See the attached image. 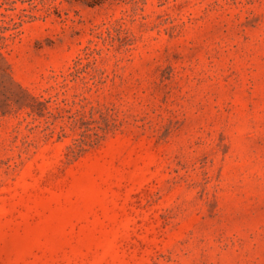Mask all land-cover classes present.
<instances>
[{
    "label": "rangeland",
    "instance_id": "obj_1",
    "mask_svg": "<svg viewBox=\"0 0 264 264\" xmlns=\"http://www.w3.org/2000/svg\"><path fill=\"white\" fill-rule=\"evenodd\" d=\"M0 264H264V0H0Z\"/></svg>",
    "mask_w": 264,
    "mask_h": 264
}]
</instances>
